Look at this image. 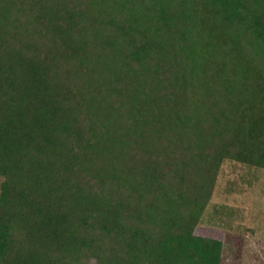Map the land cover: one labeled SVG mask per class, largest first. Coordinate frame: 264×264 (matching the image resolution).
I'll list each match as a JSON object with an SVG mask.
<instances>
[{"label": "trees", "instance_id": "16d2710c", "mask_svg": "<svg viewBox=\"0 0 264 264\" xmlns=\"http://www.w3.org/2000/svg\"><path fill=\"white\" fill-rule=\"evenodd\" d=\"M225 159L264 169V0H0V264H221Z\"/></svg>", "mask_w": 264, "mask_h": 264}, {"label": "rangeland", "instance_id": "374dc122", "mask_svg": "<svg viewBox=\"0 0 264 264\" xmlns=\"http://www.w3.org/2000/svg\"><path fill=\"white\" fill-rule=\"evenodd\" d=\"M196 232L224 242L221 264H264V169L225 159Z\"/></svg>", "mask_w": 264, "mask_h": 264}]
</instances>
